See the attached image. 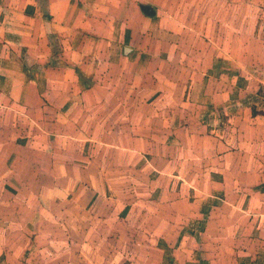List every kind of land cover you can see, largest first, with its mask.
<instances>
[{"label":"crops","instance_id":"crops-1","mask_svg":"<svg viewBox=\"0 0 264 264\" xmlns=\"http://www.w3.org/2000/svg\"><path fill=\"white\" fill-rule=\"evenodd\" d=\"M220 6V0H0V242L14 233L4 219L15 200L11 191L27 185L24 170L60 169L54 158L65 149L76 161V138L84 137L98 140L83 152L91 169L104 166L109 154L142 157L147 150L152 169L167 168L164 194L149 201L159 204L164 196L167 211L150 217L146 231L157 232L162 246L147 247L145 260L131 264H264V41L244 44L228 32L223 51L222 37L209 30L220 28L211 19ZM205 7L214 11L203 15ZM181 10L197 13L181 23L174 17ZM143 56L155 65L147 85ZM145 89L163 100L154 106L139 99L154 110L144 121L158 143L142 146L145 126H132L133 111L123 118L126 129L84 135L78 117L88 115L93 127L97 118L89 114L107 108L109 96L124 109L129 101L137 105L135 95ZM67 109L73 117L65 132L60 114ZM65 167L75 168L71 161ZM22 196L18 201L28 203V193ZM26 222L17 233L29 232ZM2 252L5 264L10 257Z\"/></svg>","mask_w":264,"mask_h":264},{"label":"rangeland","instance_id":"rangeland-1","mask_svg":"<svg viewBox=\"0 0 264 264\" xmlns=\"http://www.w3.org/2000/svg\"><path fill=\"white\" fill-rule=\"evenodd\" d=\"M220 3V15L218 12L211 15V19L217 21L220 28L219 30L217 28L218 32H216V26L215 30L212 27L209 30L210 34L215 31L213 33L222 37L223 51L229 50L228 32L239 36L240 43L246 44V39L250 38L259 42L264 41V0H220ZM213 11L205 7L200 13L205 15ZM195 13L197 12L181 10L178 12V16L176 13L174 17L181 18L182 21L177 20L183 23V20L192 18ZM141 63H144L140 69L141 79L144 82L141 84L147 85L155 65L146 56L142 57ZM150 71L151 74H149ZM113 87L114 85L111 87V92ZM146 90L148 89L139 90L138 95H135L138 98L137 105L133 106V103L129 101L128 106L124 109L116 107L114 105L115 98L109 96V108L103 107L89 114L95 115L97 118L93 127L89 125L87 114L83 119L81 116L78 117L80 129L86 133L84 134L86 137L91 129L100 130L105 127L107 130L115 132L117 128L122 126L123 129L127 125L123 118L130 116V112L133 111V114H137L132 126L137 130L140 129L139 126H145L144 132H142V146L148 148L149 142L158 143V139L149 137V123L144 121L154 110L140 106L139 99L144 98V101L152 103L154 106L159 105L163 100L159 98L155 90L151 92ZM135 97L130 95L129 99L133 98L132 100H134ZM67 111L68 109L60 114V120L64 121L61 129L65 132L69 131L68 123L73 117L72 113L69 116ZM161 112L157 113L163 115L162 109ZM79 122L77 121L78 125ZM76 139H78L76 142L77 152L80 154L76 161L69 157L71 152L65 149L66 154L62 152L54 158L60 164V169H56L52 173L51 170L39 172H32L30 169L29 172L24 170L22 175L27 177L26 187L14 188L11 191V194L16 196L15 200L11 201L12 206L7 205L6 215L10 216H6L7 218L4 220L13 222L14 233L11 235L2 234L0 242V250H3L2 253L6 252L10 257V260L4 259L5 264H131L136 257L141 259L140 262L145 260V253L149 250L147 247L155 246L157 243L162 246L161 237L157 232L149 237L146 231L154 220L150 217L163 216L167 211L162 210L164 196L161 197L162 202H157L159 204L150 205L149 203V201L154 202V196L158 195L159 198L161 194H164L165 180L167 179L164 171L167 168L161 167V164L157 163L154 166L158 169L161 167V171L152 169L148 165L152 162L149 161L152 155H148L147 150L142 157H137L134 154L133 156L116 155L112 158L109 154L104 157V159L108 157V162L104 166L98 170L91 169L84 163L83 152L90 147L93 141L96 143L98 140L84 137ZM112 141L114 144L117 143L116 139ZM62 143L65 145V141ZM80 149L82 153H79ZM70 158L71 160H69ZM70 161L75 168L65 167L63 170L62 167L68 166ZM123 161L125 166L119 168L118 165ZM126 165L130 168H126ZM157 170L164 175L157 173ZM52 176H55L56 179L52 180ZM28 178L34 180L28 181ZM33 181H36L38 186L33 185ZM95 184L100 185L95 189ZM22 191L28 193L26 199L28 203L18 201L20 196H24ZM105 202H108L109 205ZM34 209L38 210V218H34ZM110 211H112L111 216L108 215ZM150 214L152 215L149 216ZM89 215L95 219H88ZM25 219H27L28 226L31 227L28 229L29 232L17 233L15 229L19 227L18 223H25ZM157 225L159 226V222ZM159 228L160 226L156 230ZM22 248L24 249L22 250Z\"/></svg>","mask_w":264,"mask_h":264},{"label":"trees","instance_id":"trees-1","mask_svg":"<svg viewBox=\"0 0 264 264\" xmlns=\"http://www.w3.org/2000/svg\"><path fill=\"white\" fill-rule=\"evenodd\" d=\"M141 13H146V12H143V11L141 10ZM143 15H146V14H143Z\"/></svg>","mask_w":264,"mask_h":264}]
</instances>
